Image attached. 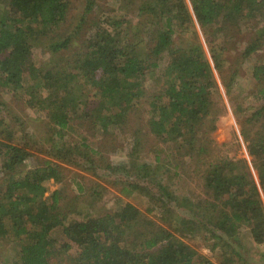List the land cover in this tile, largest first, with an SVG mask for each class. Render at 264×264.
<instances>
[{"label":"trees","instance_id":"1","mask_svg":"<svg viewBox=\"0 0 264 264\" xmlns=\"http://www.w3.org/2000/svg\"><path fill=\"white\" fill-rule=\"evenodd\" d=\"M154 2L156 7L151 5L153 0H147L137 9L138 16L143 10L151 11L155 18L158 16L161 25L154 19L152 24L157 29L153 33L140 37L130 18L119 10L107 8L89 25L90 35L86 33L78 47L70 50L96 0H86L85 14L72 31L61 29L67 21L68 0H0V87L20 99L35 102L44 113L48 130L57 138L45 148L37 147L25 132L19 134L14 129L2 113L0 102V174L3 173L4 181L0 188V236L5 235L18 245L17 258L12 263L1 264H247L244 262L247 249L237 234L239 223L247 225L253 245L263 242L264 82L256 85L253 93L246 94L260 102L244 105V98L232 96L234 75L220 79L227 103L237 123L240 121V134L248 141L249 153L255 155L252 148L260 149L262 158L259 157L256 167L258 182L243 159L234 161L215 156L217 147L212 133L227 109L214 76V70L219 75L225 71L220 57L225 53L222 46L234 38V28L256 30V35L241 51L242 62L263 45L264 21L259 16L264 14V0ZM250 16L254 17L251 24ZM195 23L205 36L212 63L197 43H175L177 29L197 38ZM220 23L225 34L211 39L209 30L213 28L220 34ZM260 23L263 27L256 29ZM42 44L52 55L48 66H38L33 53L34 47ZM251 69L255 85L264 76V65L254 64ZM155 78L161 80L162 89L159 95H153L147 110L148 129L162 143H172L170 148L174 151L171 153L169 148L167 157L173 169L179 167V172L189 179L201 177V197L197 195L195 203L191 196L179 197L166 182L158 179L162 168L160 149L153 150L154 161H138L136 137L128 153V164L107 168L126 177L122 180L119 175L115 179L123 181L120 189L123 197L136 192L148 198L150 206L146 212L158 213L156 219L144 217L129 222L132 216L127 210L134 208L123 198L114 200V214L94 216L90 208L80 216L72 215L75 220L68 214L63 217L57 211L58 191L44 196L50 179L62 180L59 163L80 167L74 159L79 154L86 168L93 171L98 168L90 159V154L95 152L89 147L93 141L88 142L86 136L100 137V133L121 123L144 95V81ZM79 129L81 137L69 140ZM35 150L47 157L44 163L19 170ZM208 157L213 159L209 161ZM200 165H204L203 172H198ZM193 190L196 187H190V195L194 194ZM93 194L100 196L95 190ZM169 201L189 209L208 206L217 211L216 220L209 217L208 225L200 223L192 217L197 215L195 211L191 217L179 213L170 218L166 216L171 210ZM167 221H170L169 229L162 224ZM58 227L64 235L60 241L53 235ZM205 229V234L213 240L205 246L220 254L218 262L175 238L179 235L193 240Z\"/></svg>","mask_w":264,"mask_h":264},{"label":"rangeland","instance_id":"2","mask_svg":"<svg viewBox=\"0 0 264 264\" xmlns=\"http://www.w3.org/2000/svg\"><path fill=\"white\" fill-rule=\"evenodd\" d=\"M144 1L147 0H96L91 12L86 14L83 28L77 34V40L72 41L70 50L78 47V44L82 41V38L85 37V34L89 33V25L91 22H93V20L95 22L99 15L102 14L107 8H111L116 11L119 10L120 12L124 13L127 18H130L132 23H134L132 24L133 28L138 30L140 37L153 33L157 29V26L152 24V22L154 19L159 21L158 16L156 15L155 18L152 15V12L149 10H143V12L140 13V16L137 15V9ZM186 1L188 2V0ZM68 2L70 8L68 11L67 21L61 27L62 31H72V29L76 27L80 16L85 14L86 0H68ZM155 4L157 3L153 0L151 5L156 7ZM257 6L258 5L254 6V9H256ZM259 17L262 21H264V14ZM249 20V24H251L254 21V17L250 16ZM159 24L161 25V21H159ZM241 24L244 25V23ZM220 25L221 23L219 24L218 30L221 31L220 34H217L213 28L209 30L211 39H215L216 36L220 37L225 34L226 30L222 28L224 26L221 25L222 27H220ZM243 27L244 26H242V28ZM262 27L263 26L260 23L257 25L256 29H261ZM195 28L197 38L191 36L189 30L187 31L189 34H184L177 29V35L174 37L175 43H184L186 45L197 43V45L203 49L205 57L208 58V60L212 63L211 56L207 51L205 36L198 28L196 23ZM234 30L236 31L234 38H232L231 41H227L226 44H223L222 46L225 51V53L220 56L223 57L224 60L223 64L225 71L223 72V75H219V73L214 70V76L217 80L222 99L227 104V109L225 114L219 117L217 121V128L212 133V137L217 147L215 156L224 157L227 160L234 161L243 159L247 163V166L253 174L255 181L258 182L256 167L259 163L258 160H260L259 157H261L260 149L252 148L255 152V155L249 153L250 149L248 148V141L244 140L240 134L238 126L240 121L237 123L236 116L232 112L230 105L227 103V97L220 79L222 76L224 79H228L231 75H234V82L231 88L232 96H235L236 99L244 98L242 101L244 105L257 104V101H259L258 99L252 100L253 97L247 96L246 94L253 93L257 89L256 85L264 82V76H261L259 79H257L255 81V85L252 84L251 80L255 79L251 76V67L258 63L264 65V41L263 45L255 53H252L251 57L247 61L244 60L242 62L240 57L241 51L244 49L245 43L256 35V30L245 31L238 30L236 28H234ZM92 34L93 33H91V35ZM89 35L90 34L86 36ZM218 41L220 42V40ZM65 52L67 54V51ZM33 53L38 66H48L50 64L52 55L51 53L47 52V50H45L43 44L35 46ZM162 58L159 60L160 65L164 63ZM156 79L157 78L147 79L144 81V87L146 88L144 95H142L137 100V103H135L136 107L125 116L121 123L114 125L110 129H106V131L100 133V137H95L96 139L86 136L88 142H90V140L93 141L92 143L90 142L91 144L89 147L93 148L95 152L90 154V159H93L96 162L98 168L96 167L94 171L90 167L86 168L82 162V157L79 154H76L74 159L78 161L80 167L67 164L66 162L59 163L60 167L62 168V180L60 182H55L53 179H50L46 183L47 189L44 193V196L48 195L54 190L58 191L57 211L61 212L63 217H66L68 214L72 217V219H74L72 215L80 216V213H84L90 208H93L92 214L94 216L98 214L103 215L106 213L114 214V200L116 198H123L125 203H130L134 208L133 210H127L128 214L132 216L129 222L144 217L156 219L155 217H157L158 213L146 212V208L150 206L148 198L143 195L141 196L136 192H134L130 197H123L120 193L122 185L121 183L123 181L115 179H118L119 175L122 180H125L126 177L123 173H111V171L107 168L108 165L114 166L128 164V161L130 160V158H128V153L131 150L132 142L137 140L136 137L139 140V145L137 147L138 161H154L155 152H153V150L155 148L160 149L161 152L159 153V164L162 165V168L159 170L158 179H161L163 183L166 182V185H169V188L172 189L175 195L179 197L191 196L192 199H196L192 201L194 203L197 202L198 196L201 197V195H199L203 189L201 177L189 179L187 175L179 172V167L173 169V163L169 164V159L167 157L168 150L172 143H162L161 140L155 137L149 131L150 129H148L147 110L149 108L150 102L154 99L153 95H159V92L162 89L159 88L161 80L156 81ZM147 89H149V91H147ZM84 98L86 97L84 96ZM0 102L2 103L4 109L2 113L7 115V119L12 124L14 129L19 134L25 132L31 141H35L37 147L45 148V146L48 143H51L52 140H57L56 135L48 130L47 126L45 125L44 122L46 119L44 117V113L36 106L35 102L20 99L19 96H14L11 91L3 90L2 87H0ZM243 120L244 118H242L241 121ZM78 123L80 124V122ZM80 132L81 129L76 130V132L69 136L68 139L75 141L76 138L81 137V135H79ZM135 132L137 133L135 134ZM64 139H67V136H65ZM82 151H85V149ZM170 151L173 153L174 149L170 148ZM32 153V156H30L20 165L19 170L24 171L35 166H40L47 158L44 153L40 151L35 150V152L32 151ZM212 159L213 157H208L207 160L210 161ZM185 163L188 164L187 160H185ZM191 168V174L193 175V167ZM201 171H204V165L199 166L198 172ZM168 177H170V179H168ZM141 182L146 185L144 181L141 180ZM3 186V173H1L0 188ZM80 187H82V191H79ZM190 187H196V190H193V195H190ZM93 190L98 191L100 196L93 194ZM153 191L155 192V189ZM202 195L205 197L204 193H202ZM261 200L264 205V198ZM169 202V208L171 210L166 212V216L170 218H174L179 213L185 214L186 216L190 215L191 217L192 213L195 211L197 212V215L192 217L200 223H205L208 225L207 219H209V217H212V219L216 220L215 215L217 211H212L208 206H205L204 209L197 208L196 206H193V208L190 207L189 209L185 206L177 205L175 201ZM89 203L92 206H90ZM218 209L221 210L222 208L219 206ZM155 210L158 211V209ZM162 224L166 228H170V221ZM239 230L240 232H237V234L241 235V243L247 249L244 262L247 264H264L263 242L258 245H253L250 235L247 233L248 230L245 223H239ZM206 231V229L204 231L200 230L198 232L199 234L193 240H190V238L183 239L179 235H176L175 238L182 239L187 245H191V247L197 253L204 254L212 261L218 262L220 261V254L214 253V251L210 250L208 246H205V243L209 244L213 241L212 238L208 237L209 234H205ZM53 235L59 241L64 238L61 227L56 228L53 232ZM206 237L208 239H205ZM217 251L219 252L220 250ZM17 253L18 245L5 235H1L0 264L12 263L17 258ZM52 259L53 258H51V260ZM233 264H243V262H234Z\"/></svg>","mask_w":264,"mask_h":264},{"label":"built area","instance_id":"3","mask_svg":"<svg viewBox=\"0 0 264 264\" xmlns=\"http://www.w3.org/2000/svg\"><path fill=\"white\" fill-rule=\"evenodd\" d=\"M264 197L262 196V199H263ZM263 244H264V240H263Z\"/></svg>","mask_w":264,"mask_h":264}]
</instances>
